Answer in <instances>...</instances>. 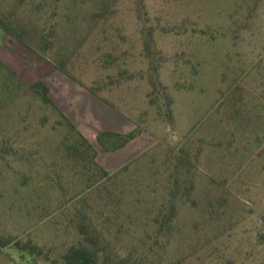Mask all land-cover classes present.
<instances>
[{
    "label": "rangeland",
    "instance_id": "rangeland-1",
    "mask_svg": "<svg viewBox=\"0 0 264 264\" xmlns=\"http://www.w3.org/2000/svg\"><path fill=\"white\" fill-rule=\"evenodd\" d=\"M10 13L52 30L37 60L0 29V58L23 83L45 82L67 117L60 104L74 116L94 96L131 126L124 134L140 131L126 147L133 162L105 177L70 156L69 128L51 106L11 100L0 111V145L6 137L16 149L0 151V235L32 239L48 257L9 246L0 264H63L80 222L112 264H264V0H0V14ZM61 59L69 74L54 66ZM76 117L104 169L132 161ZM173 155L188 161L193 188L156 244Z\"/></svg>",
    "mask_w": 264,
    "mask_h": 264
},
{
    "label": "trees",
    "instance_id": "trees-1",
    "mask_svg": "<svg viewBox=\"0 0 264 264\" xmlns=\"http://www.w3.org/2000/svg\"><path fill=\"white\" fill-rule=\"evenodd\" d=\"M79 1L90 2L96 0ZM138 2H141V0H138ZM100 15H103V12L99 14V16ZM0 29L6 35L11 36L28 47L31 51L35 52L37 60L47 57L45 53L52 45L50 40L52 30H49L47 33L40 34L36 29L31 28L27 24H24L21 20H18L15 13H10L6 16L0 14ZM145 47L148 49L150 47V42H146ZM65 64V61L62 59L54 62V66L56 68L66 74H69ZM153 85L155 86L156 84L153 83ZM49 93V87L41 79L36 80L31 84L23 83L17 73L13 69L9 68L0 58V111L3 108H6L5 106H7L8 103L15 98H21L27 95L36 97L41 100L42 104L51 106L65 121L70 133L68 137L70 141L68 143V151L70 152V156L77 163H81L82 168L87 170L96 169L105 177H113L117 175L118 171H124L128 168L133 160L113 173L106 171L97 161L98 153L95 147L81 133L76 125L59 110V108L52 101ZM139 131V129L134 130L128 134L104 132L103 134H100L97 139L100 143L102 142L103 137L111 139V147L105 148L109 150H117L124 147L132 139L137 137L139 135ZM1 141L2 145H0V151L3 154L16 152V149L12 147L9 138L3 137ZM172 161V168L167 173V183L164 185V190H167L168 194H166L167 196L164 201H161L157 205V211L152 220L153 225L155 226V228H153V238L154 243L156 244L159 243L162 238L169 237L172 233L173 224L177 216L178 204L193 188V183L185 176L189 172L188 161L182 156L174 155L172 156ZM185 166L187 168L184 172H182V169L185 168ZM72 202L73 200H70V203ZM77 213H79V211H77ZM79 234L81 242L69 245L60 255L63 264H112L111 259L104 255V247L101 245L100 238L92 232V228L89 223H79ZM148 237H150L149 233L146 235L147 239ZM9 246H12L20 253H24L32 257H48V252L32 239L22 240L11 235H0V251ZM145 262L146 260L143 256H140L139 258L129 256L116 264H145Z\"/></svg>",
    "mask_w": 264,
    "mask_h": 264
},
{
    "label": "crops",
    "instance_id": "crops-1",
    "mask_svg": "<svg viewBox=\"0 0 264 264\" xmlns=\"http://www.w3.org/2000/svg\"><path fill=\"white\" fill-rule=\"evenodd\" d=\"M3 35H6V34H3ZM88 99H89V102L87 103L85 110H79L78 106H77V108L74 112V116L70 112L69 109L68 110L63 109L61 104L59 106L68 115V117H70V118L72 117L74 119L77 118L76 112L78 110L79 115L82 116L83 119H85L84 120V122H85L84 126L87 127L88 129L89 128H96L97 129L96 139L98 138V136L100 134H103L104 132L124 134L125 132L130 131L132 129V128H130L131 126H129L128 124L125 123V119L119 115V112H116V110H113V109L109 108L108 106L103 107L104 109H97V106H99L101 104H99L96 97L92 96V97H88ZM56 103H57V101H56ZM96 104H97V106H95ZM99 107L101 108V106H99ZM75 125L78 127V129L81 131V133L93 145V142L89 138L90 136L87 135L83 131V129L81 127H79L77 124H75ZM101 143L104 145V147H109L112 143V140L107 139L106 137H103ZM130 143H132V141L127 143L124 147L117 149L116 154L121 155L120 159H121V157L124 158L123 160H125V161H123V162H129L130 160H132L136 156L133 153V150L131 148L130 149L126 148L127 145ZM95 149H96V147H95ZM114 151H116V150H114ZM123 162H121V164H123ZM106 171H108V170H106Z\"/></svg>",
    "mask_w": 264,
    "mask_h": 264
}]
</instances>
